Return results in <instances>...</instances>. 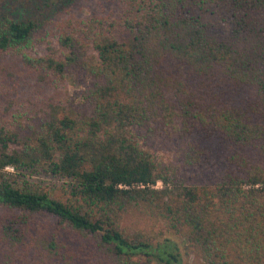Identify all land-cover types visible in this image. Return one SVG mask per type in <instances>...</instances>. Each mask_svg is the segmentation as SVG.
<instances>
[{"label":"trees","instance_id":"16d2710c","mask_svg":"<svg viewBox=\"0 0 264 264\" xmlns=\"http://www.w3.org/2000/svg\"><path fill=\"white\" fill-rule=\"evenodd\" d=\"M107 2L31 57L0 0V54L82 88L0 124V264H264V0Z\"/></svg>","mask_w":264,"mask_h":264},{"label":"rangeland","instance_id":"374dc122","mask_svg":"<svg viewBox=\"0 0 264 264\" xmlns=\"http://www.w3.org/2000/svg\"><path fill=\"white\" fill-rule=\"evenodd\" d=\"M3 8L16 21H29L34 31L20 50L26 56L36 57L55 49V37L65 28V23L84 20L92 16H105L112 6L107 0H4ZM20 52L0 54V124L10 122L23 128L37 122L38 117L52 106L77 104L82 90L79 77L61 80L56 85L52 78L40 79L37 71L28 69L20 62ZM11 173L10 169H6ZM29 184L47 191L51 198L60 197L64 181L41 172L26 178ZM198 181V180H197ZM161 188L160 183L155 185ZM125 224L132 226V220ZM145 237L159 239L161 236L179 241L160 229L140 223L135 227ZM161 234V235H160ZM181 249V248H180ZM184 264H196L192 258H183Z\"/></svg>","mask_w":264,"mask_h":264},{"label":"built area","instance_id":"2783aa9c","mask_svg":"<svg viewBox=\"0 0 264 264\" xmlns=\"http://www.w3.org/2000/svg\"><path fill=\"white\" fill-rule=\"evenodd\" d=\"M157 184H159V183L157 182L155 185H157ZM154 188H155V186H154Z\"/></svg>","mask_w":264,"mask_h":264}]
</instances>
